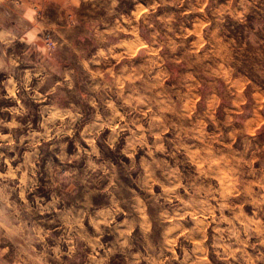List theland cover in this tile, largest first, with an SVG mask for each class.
<instances>
[{"label":"clouds","instance_id":"clouds-1","mask_svg":"<svg viewBox=\"0 0 264 264\" xmlns=\"http://www.w3.org/2000/svg\"><path fill=\"white\" fill-rule=\"evenodd\" d=\"M0 264H264V0H0Z\"/></svg>","mask_w":264,"mask_h":264}]
</instances>
